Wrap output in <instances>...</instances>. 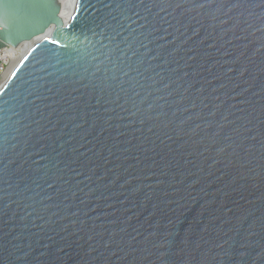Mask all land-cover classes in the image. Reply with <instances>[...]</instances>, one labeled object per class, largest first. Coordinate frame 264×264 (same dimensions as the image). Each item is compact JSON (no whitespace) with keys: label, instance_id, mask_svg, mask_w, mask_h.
Listing matches in <instances>:
<instances>
[{"label":"water","instance_id":"95a60500","mask_svg":"<svg viewBox=\"0 0 264 264\" xmlns=\"http://www.w3.org/2000/svg\"><path fill=\"white\" fill-rule=\"evenodd\" d=\"M0 10V264H264V0Z\"/></svg>","mask_w":264,"mask_h":264},{"label":"built area","instance_id":"2783aa9c","mask_svg":"<svg viewBox=\"0 0 264 264\" xmlns=\"http://www.w3.org/2000/svg\"><path fill=\"white\" fill-rule=\"evenodd\" d=\"M20 45L21 44L17 46H0V81L6 72L11 69V66L13 65L18 53L21 51Z\"/></svg>","mask_w":264,"mask_h":264},{"label":"bare ground","instance_id":"6f19581e","mask_svg":"<svg viewBox=\"0 0 264 264\" xmlns=\"http://www.w3.org/2000/svg\"><path fill=\"white\" fill-rule=\"evenodd\" d=\"M59 2L62 5V14H63V16L65 18H68L69 14L72 11L73 0H59ZM30 44H31V42L30 43H23V44L20 45L21 51L18 53L13 65H12L13 67L16 65L17 61L24 54V52L27 50V48L30 46ZM12 66H11V69H9V71H7L6 74L3 76V78L1 79L0 85L5 80V78L8 76L10 71L12 70Z\"/></svg>","mask_w":264,"mask_h":264},{"label":"snow or ice","instance_id":"6c2138e0","mask_svg":"<svg viewBox=\"0 0 264 264\" xmlns=\"http://www.w3.org/2000/svg\"><path fill=\"white\" fill-rule=\"evenodd\" d=\"M4 18V13L2 10H0V21H2ZM45 39H48V37H45ZM54 43H56L57 41H53Z\"/></svg>","mask_w":264,"mask_h":264}]
</instances>
